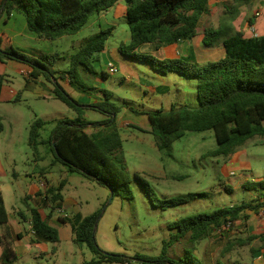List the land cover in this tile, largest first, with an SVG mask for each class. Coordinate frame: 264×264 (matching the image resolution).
Returning <instances> with one entry per match:
<instances>
[{
    "label": "rangeland",
    "instance_id": "1",
    "mask_svg": "<svg viewBox=\"0 0 264 264\" xmlns=\"http://www.w3.org/2000/svg\"><path fill=\"white\" fill-rule=\"evenodd\" d=\"M112 26L113 33L106 42L107 52L100 53L99 59L91 62L89 71L82 70L81 84H76H83L88 90L77 89L80 97H73L90 105L94 100H104V95H100L106 91L111 94V101L121 109L117 127L123 142L127 172L132 178V193L120 189L112 197L111 191L97 182L80 174H70L61 164L51 165L54 156L47 152L45 146L40 147L42 158L37 159L28 145L30 125L36 116L45 121L41 137L47 139L59 120L74 118L77 114L59 99L40 100L28 95L14 101L9 109L0 108L5 124V131L0 135V186L6 207L14 217L27 207L24 198L29 196L31 183L44 193L49 186H58L67 179L62 193L67 202L76 204L75 210L82 216L101 211L96 241L104 251L154 257L160 255L164 241L178 233V228L173 225L176 221L243 202L256 204L259 198H264V189L259 186V182L264 180V135L258 133L247 138L236 150L246 154L239 165L229 164L231 157L212 155L219 147L213 130L187 131L182 138L173 141L167 151H160L152 133L138 126L144 127L145 115L157 110L167 111L172 106L198 107V81L177 72L161 74L150 64L120 52L122 58L117 59L118 46L131 41V32L127 18L114 15V10L91 16L86 26L76 34L51 40L48 48L55 53L45 57V62L58 69L69 65L72 54L77 53L93 35ZM142 50V53H147L145 48ZM109 63L117 67V73L109 72ZM103 72L107 75L104 76ZM10 75L14 88L20 89L26 83L24 75L13 71ZM108 118L109 114L94 108L85 111V119L89 122ZM88 130L91 132L93 127ZM35 172L40 174L30 183L29 177ZM170 200L176 201L167 204L166 201ZM50 210V207H44L46 213ZM61 210L56 208L53 216L67 219L73 225L74 212L66 208ZM250 217H255L254 223L258 226L254 229L259 233L264 226V210L259 214L252 213ZM237 222L222 233L212 232L198 245L185 238L175 244L169 254L176 259L191 258L188 250L194 251L199 247L207 255L206 259L215 264L222 258L223 250L233 243V247L238 249L234 257L250 261L252 248L260 249L262 243L256 239L249 240L253 230L248 227V220ZM67 231L60 228L61 240L48 243V248L44 249H48L47 253L41 246H33L14 264H86L95 258L85 243L75 242Z\"/></svg>",
    "mask_w": 264,
    "mask_h": 264
},
{
    "label": "trees",
    "instance_id": "2",
    "mask_svg": "<svg viewBox=\"0 0 264 264\" xmlns=\"http://www.w3.org/2000/svg\"><path fill=\"white\" fill-rule=\"evenodd\" d=\"M119 0H2L0 19L3 15L22 14L29 30L42 39L56 40L81 31L91 16L111 9ZM211 0H125L126 18L131 32V41L119 45V52L134 60L150 64L161 74L177 72L186 78H196L198 107L172 106L170 110H157L148 114L151 133L156 138L160 151H167L173 141L182 138L187 131L213 130L218 142L214 156H233L247 138L260 133L264 135V36L244 37L231 35L227 23L218 28H206L202 42L212 48L222 42L226 54L217 61L198 63L181 57L160 59L149 53L139 52L144 44H153L156 50L191 39L198 34V25L203 14L209 10ZM252 0H237L247 3ZM114 27L101 30L93 35L82 48L71 56L68 76L74 86L81 84L82 70L105 49ZM13 59L33 68L32 77L44 76L50 81L57 80L55 71L45 62V57H35L13 47L9 40L0 38V60ZM106 76L107 73L103 72ZM58 98L76 112V117L57 122L47 140H41L44 121L37 118L31 125L28 143L37 159H41L40 146L47 145L53 154L51 165L61 164L69 173H76L97 182L113 191L114 195L124 189L130 193L132 178L127 172L123 142L117 127L121 109L111 101V94L102 91L104 100L85 105L72 97L58 82H54ZM76 88L88 90L82 84ZM87 108H94L110 115V118L89 122L85 119ZM95 131L89 133L87 129ZM4 124L0 118V135ZM67 179L58 186H49L38 195L44 196L54 211L64 201L63 189ZM264 189V180L259 182ZM29 197L25 198L28 201ZM178 200V199H177ZM176 200L166 201V203ZM179 201H181L179 199ZM28 215L19 212L23 220H30L36 237L51 243L61 240L58 229L43 217L40 210L28 205ZM264 203L243 202L212 213H197L176 221L173 225L178 233L164 241L159 256L136 254L129 256L104 251L96 241L97 222L101 211L85 217L76 215L73 220L74 240L85 243L95 254L86 264H203L193 253L191 258L170 256L171 248L188 238L193 245L208 238L212 232L246 220L250 214H259ZM68 222L67 219H62ZM0 235L2 253L0 264H14L19 256L9 225V214L4 196L0 191ZM261 239L263 235H251L249 240ZM253 264V263H252Z\"/></svg>",
    "mask_w": 264,
    "mask_h": 264
},
{
    "label": "crops",
    "instance_id": "3",
    "mask_svg": "<svg viewBox=\"0 0 264 264\" xmlns=\"http://www.w3.org/2000/svg\"><path fill=\"white\" fill-rule=\"evenodd\" d=\"M1 2L2 0H0V5H1ZM111 10H114V15L116 16L126 17L127 6L125 3V0H119L111 8ZM104 13L105 12L101 14H104ZM103 18L105 17H102L101 20H104ZM223 23H227L231 26V31H230L231 35L239 33V34H242L244 37H248V38L254 37V36H264V0H252L247 3H239L237 2V0H211L209 3L208 12L203 14L200 19V22L198 25V34L195 37L180 41L176 44L163 47L158 50H156L153 44H144L138 49V51L141 52L143 51L142 48H145L147 53L152 54L160 59L181 57L188 61L198 62V63L217 61L225 56L226 54L225 47L222 42L218 43L215 47H212V48L205 47L202 42L203 32L206 28H211V27L218 28ZM0 38H2L3 40L4 39L9 40L10 44L16 49L23 51L27 54H30L32 56H35V57L44 58V57H47L48 55H52L55 53L53 52L52 49L48 48V45L51 44V40L42 39L38 34L29 30L27 26L26 18L22 14H19V13H13L7 18L3 17L0 19ZM118 48H117V54L115 55V57L117 59H120L122 57L119 53ZM103 52H107L106 44H105V49L100 53H103ZM97 59H99V57H96L95 60ZM52 68L54 69L55 76L57 77V80L54 79L53 82L46 79L44 76H39L37 78L32 77L33 68L26 63L19 62L13 59H7L4 61L0 60V108L9 109L11 107L10 104H12L14 101H20L24 95L26 96L28 95L35 99H40V100L59 99L58 96L56 95L54 82L60 83V85L72 97L73 95H76L77 98H79L80 95L77 92L78 88H76L71 83L70 78L67 74L70 68V64L62 68H59V69L56 68L55 66H52ZM11 71L18 72L25 76L26 83L23 84L20 89H16L13 87L14 85L13 79L10 75ZM102 95L103 93H101L100 96ZM97 102L99 101L94 100L92 104L97 103ZM138 115H141V114H138ZM0 118L2 119V121L4 120L2 115H0ZM37 118H40V117L36 116V119ZM143 120L144 121L142 123L143 124L142 126L147 127V128H144L141 126H138V127L140 129L146 130L147 132H151V124H150L148 116L145 115ZM34 121H32V123ZM3 124H4V121H3ZM31 125H30V128H31ZM44 125H45V121H44ZM88 129H87V132L89 133L95 131L94 128L91 132ZM4 131H5V124H4ZM29 133H30V129H29ZM47 139H42L41 137V140H47ZM41 146H45L47 152L52 154L47 145L44 144ZM5 152H8V150L3 152L4 157L7 155V153L5 154ZM244 157H246L245 152L240 153V151H236L233 154V156H231L232 159L228 163L239 165L241 161L244 159ZM0 158H1V153H0ZM0 168H1V165H0ZM0 173H2L1 169H0ZM38 174L40 173L35 172L33 176H30L29 182L31 183L32 178L36 180L38 178L37 176ZM73 174H76V173H73ZM39 190H40L39 187H36L35 189V185L31 183V189H30V192H28L29 196H26V197H29V200L25 201L26 197L24 198V202L27 207L25 209L20 210L19 212L25 213L26 215H28V210H27L28 205L38 208L44 218L48 217V215L52 212L49 218V223L52 226L56 227L59 233H60V228H66V231L68 230L67 231L68 236H69V231H70V233L72 234V237H74V233L72 232L73 225H70L68 223L69 221L63 222V220H60L59 217L53 216L52 209L48 213L44 211V207L49 208L50 205L43 196L38 195L41 192ZM0 191L2 192L1 186H0ZM30 194L32 196H30ZM31 200L33 201V203H35V205L40 204V206L33 205L31 203ZM258 202L264 203V198H259ZM13 208L14 206H12V210ZM61 208H66L67 210L73 211L75 216L81 215L78 210H75L77 208L74 202L69 203L64 199L60 209ZM8 214H9V225H10L13 236L16 237L17 234L23 235L21 239L14 238V246L19 256L18 260L21 258L22 255L29 253L30 247H33V246L40 247L41 246V249L43 250L45 248H48V243L50 242L43 240L39 237H36V235L34 234L32 235L29 219L23 220L18 215L13 217L12 213H9V211H8ZM246 220H248V227H250L253 230V233L250 234V236L264 234V226L262 227V230L259 231V233H257L256 230L254 229L256 226H258L257 223H254V221L256 220L255 217H249ZM67 224H69L70 227L68 226L67 228L66 227ZM2 233H3V229L0 226V235ZM60 237H61V234H60ZM256 240H259L262 243V246L260 249L252 248V259H250V261H244V260H240L234 257L238 249L235 246L233 247V243H230L229 246L226 247L225 250H223V252L221 253L222 258L217 259L215 264H252V263L253 264H264V241H262L261 239H256ZM0 248L2 249L1 246ZM47 251L48 249L44 250L43 252L47 253ZM1 253H0V256H1ZM193 253L199 260L203 262V264H209V263L211 264L210 260L208 261L206 259L205 256L207 255L205 254L204 250L199 249V247H195Z\"/></svg>",
    "mask_w": 264,
    "mask_h": 264
},
{
    "label": "built area",
    "instance_id": "4",
    "mask_svg": "<svg viewBox=\"0 0 264 264\" xmlns=\"http://www.w3.org/2000/svg\"><path fill=\"white\" fill-rule=\"evenodd\" d=\"M108 69H109V72L112 73V74L118 72L117 67H116L113 63H109V64H108ZM60 210H61V209H60ZM61 211H62V210H61ZM62 212H63V211H62ZM65 216H67V214H65ZM232 225H233L232 223H229V224H227L224 228H222V229H220V230H217V231H219L220 233H222L225 229L230 228ZM30 226H31V232H32V234L35 235V232H34V230L32 229V223H31V221H30Z\"/></svg>",
    "mask_w": 264,
    "mask_h": 264
},
{
    "label": "water",
    "instance_id": "5",
    "mask_svg": "<svg viewBox=\"0 0 264 264\" xmlns=\"http://www.w3.org/2000/svg\"><path fill=\"white\" fill-rule=\"evenodd\" d=\"M111 196H112V197L114 196V193H113V191H111Z\"/></svg>",
    "mask_w": 264,
    "mask_h": 264
}]
</instances>
